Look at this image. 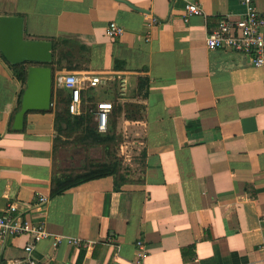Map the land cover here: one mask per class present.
<instances>
[{
    "label": "crops",
    "instance_id": "1",
    "mask_svg": "<svg viewBox=\"0 0 264 264\" xmlns=\"http://www.w3.org/2000/svg\"><path fill=\"white\" fill-rule=\"evenodd\" d=\"M194 1L204 13L185 21L183 0H0V16L23 18L26 39L89 50L84 67L54 77L124 78L127 94L149 79L145 98H127L145 104V117L124 120L142 144L137 178L102 177L52 196L57 87L52 109L28 111L15 128L26 83L0 48V214L17 204L24 218L45 221L52 237L35 244L36 264H138L139 239L143 264H264V66L206 45L222 17L242 18L245 0ZM253 2L264 16V0ZM110 22L124 33L108 36ZM41 195L49 200L39 210ZM59 235L90 245L54 246ZM30 242L29 234L0 237V264L27 257Z\"/></svg>",
    "mask_w": 264,
    "mask_h": 264
},
{
    "label": "trees",
    "instance_id": "2",
    "mask_svg": "<svg viewBox=\"0 0 264 264\" xmlns=\"http://www.w3.org/2000/svg\"><path fill=\"white\" fill-rule=\"evenodd\" d=\"M52 43L53 58L47 65L54 71L81 69L84 67L80 62L81 58L85 57V61L89 60V50L78 42L52 38ZM3 57L11 66L14 75L25 84L31 64H13L4 54ZM115 68L121 69L122 67L116 64ZM148 83L149 79L147 76L140 77L136 88L130 91L125 98H145L148 94ZM24 91L25 87L20 92L17 111L21 109ZM101 93L109 95L111 100L104 101L112 102L113 105L105 132L98 130L95 118L97 109L95 102L99 98L102 99ZM85 94H87L86 100L84 98ZM81 96L84 100L83 103L87 101L89 104L84 105L82 103L83 108L80 112L72 114L69 112L70 91L63 87L56 88L54 101L57 135L73 138L75 144L81 145L86 149L102 147L105 158L103 160H89L81 171L56 169L52 178V196L59 195L87 181L102 177L113 176L117 185L125 181V174L122 172V159L118 156V149L124 139L120 125L123 120H142L145 117V104L129 99L123 100L125 98L120 96L119 80L117 79L110 80L105 86L90 87L87 91H82Z\"/></svg>",
    "mask_w": 264,
    "mask_h": 264
},
{
    "label": "built area",
    "instance_id": "3",
    "mask_svg": "<svg viewBox=\"0 0 264 264\" xmlns=\"http://www.w3.org/2000/svg\"><path fill=\"white\" fill-rule=\"evenodd\" d=\"M175 1V0H172ZM185 4V14L183 18L188 21L192 15H202L204 13L199 2L194 0H183ZM246 11L241 19L230 21L222 17L215 30L211 31L206 37V45L209 49H230L236 52H242L250 56L251 62L258 67L264 66V16L258 10L253 0H245ZM158 21V19H156ZM108 36L116 37L124 33V28L116 22H110L106 30ZM107 78L100 74L87 72L65 71L60 72L54 77V86L63 87L70 91L71 101L69 103V112L78 114L82 102V90L90 87H97L99 84H105ZM119 83L120 95L124 97L128 92L127 80L121 78ZM113 109L112 102H99L95 118L100 132H105L108 127L109 115ZM49 198L41 195L37 197L36 208L42 210L48 203ZM29 234L32 242L25 246L27 257L24 259H14L6 264H36L31 257L35 244L42 239L52 237L47 230L45 221L39 219L24 218L17 204H8L5 212L0 214V237L6 239L10 236H19ZM63 240L75 247L86 246L90 243L75 237L55 236L54 246H57ZM145 242L139 239L137 246L138 264H143L147 255ZM264 248V244L262 246Z\"/></svg>",
    "mask_w": 264,
    "mask_h": 264
},
{
    "label": "water",
    "instance_id": "4",
    "mask_svg": "<svg viewBox=\"0 0 264 264\" xmlns=\"http://www.w3.org/2000/svg\"><path fill=\"white\" fill-rule=\"evenodd\" d=\"M0 48L13 64L30 63L21 109L15 128H22L30 110H48L52 106L54 70L47 64L53 58V44L46 40L26 39L20 16H0Z\"/></svg>",
    "mask_w": 264,
    "mask_h": 264
},
{
    "label": "rangeland",
    "instance_id": "5",
    "mask_svg": "<svg viewBox=\"0 0 264 264\" xmlns=\"http://www.w3.org/2000/svg\"><path fill=\"white\" fill-rule=\"evenodd\" d=\"M100 96H102V99H110L109 95L101 93ZM99 102V100L95 102L96 106ZM120 126L124 137L118 149V156L122 159L123 164L122 172L128 175V178H137L142 169L139 161V153L142 147V144L139 142L140 137L136 132L137 129L131 124L124 122V120ZM57 136L55 156L56 168L58 170L81 171L89 160H103L105 158L102 147L98 146L86 149L81 145L75 144L73 138H67L59 134Z\"/></svg>",
    "mask_w": 264,
    "mask_h": 264
}]
</instances>
